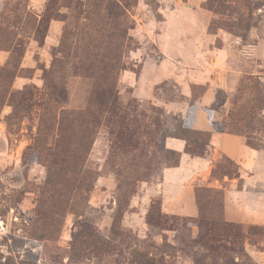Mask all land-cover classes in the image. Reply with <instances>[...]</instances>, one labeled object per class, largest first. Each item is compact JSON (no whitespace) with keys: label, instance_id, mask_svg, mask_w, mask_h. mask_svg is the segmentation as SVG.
<instances>
[{"label":"rangeland","instance_id":"obj_1","mask_svg":"<svg viewBox=\"0 0 264 264\" xmlns=\"http://www.w3.org/2000/svg\"><path fill=\"white\" fill-rule=\"evenodd\" d=\"M0 72V264H264V223L225 214L254 171L164 177L183 127L264 149V0H0Z\"/></svg>","mask_w":264,"mask_h":264},{"label":"crops","instance_id":"obj_2","mask_svg":"<svg viewBox=\"0 0 264 264\" xmlns=\"http://www.w3.org/2000/svg\"><path fill=\"white\" fill-rule=\"evenodd\" d=\"M208 95L209 93L204 96V102L208 99L209 101L214 100V98H210ZM177 108V104H167L168 111ZM210 125L211 120L206 108L200 107L195 120L196 128L209 130ZM167 144L169 147L181 152V160L179 166L164 171L165 178L168 177L167 174H171L176 170L187 171L188 168H193L189 173H187L192 177L196 176L197 174L208 172L213 166L214 160H217L220 155H225L236 161L241 165V169L243 171H254L253 174L250 172L251 174H248V176H242L245 184L244 189H230L226 192L225 214L226 218L231 221L260 224L264 223V216H262L264 215L263 203L260 202L258 205L254 206L248 203L243 204L242 202L247 193H253L247 189L248 186L250 184H255L264 180L263 177L260 176L263 173L262 168L264 163V149L252 148L248 146L244 137L227 131H214L212 133L211 145L214 147L215 152L211 158L191 156L185 151V142L181 139H169ZM195 166L197 169H195ZM183 182V180H179L180 184ZM254 198L255 196L253 199Z\"/></svg>","mask_w":264,"mask_h":264},{"label":"trees","instance_id":"obj_3","mask_svg":"<svg viewBox=\"0 0 264 264\" xmlns=\"http://www.w3.org/2000/svg\"><path fill=\"white\" fill-rule=\"evenodd\" d=\"M115 7L118 8L119 10L125 11V6L121 5L120 3L116 2V1H115ZM47 21H48V18L43 17L42 20H40V22H39V25H38L39 27L37 28V30H41L43 25H44V23H46ZM244 22H245V19L239 17L238 21L236 23H228L226 25L229 27L230 30H234L235 29L234 26L236 24H238V28L237 29L243 31L244 30V25H243ZM6 36L9 39H11V38L15 39L17 35L14 36V35H12V32H6ZM4 75H5V72H0V84L3 83V80H5V79H3ZM5 91H7V90H5ZM111 94L114 95V92L111 91ZM98 102H99V104L102 107H105V108L109 107V106H107L108 103L104 99L100 98V101H98ZM111 110H112L113 113L116 112L113 107L111 108ZM157 110H158V113L161 112L160 109H157ZM158 116L159 115H157V119H155L157 121V123H159V121H160V117H158ZM156 132H160V131H156ZM193 133H198V132L190 130V129L186 128V127H183V128H181V129H179V130H177L175 132V136L179 137V138H182V139H184L186 141V143H187L186 148H187V151L190 154H192L193 156H203L205 154V152H204V149H201V147H200L201 146V141L199 139H197L198 136L195 137V138L191 137V135ZM203 134L205 136H208V141H203V143H207L209 145L210 144V140H211V136H212V131H206ZM161 135H162V138H163V141H164V139H166L167 136L163 137V133H161ZM193 144H196L197 146L194 147ZM248 145H250V146H252L254 148H257L255 146L251 145L250 142H248ZM161 149H162V146H161ZM165 152H166L167 158L172 160V163H171L170 166H178L180 164V158H181V153L180 152H178V151H176L174 149H165Z\"/></svg>","mask_w":264,"mask_h":264}]
</instances>
